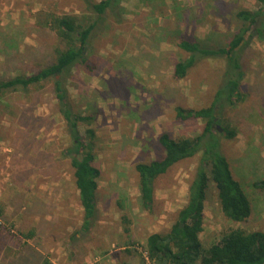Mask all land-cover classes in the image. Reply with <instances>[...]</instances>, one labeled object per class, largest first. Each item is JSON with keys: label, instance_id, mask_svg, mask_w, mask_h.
<instances>
[{"label": "rangeland", "instance_id": "rangeland-1", "mask_svg": "<svg viewBox=\"0 0 264 264\" xmlns=\"http://www.w3.org/2000/svg\"><path fill=\"white\" fill-rule=\"evenodd\" d=\"M101 1L0 0V80L29 77L53 62L60 41L45 26L49 15L86 17L90 4ZM259 8L254 0H123L118 12L107 15L88 51L94 71L79 66L63 80L75 110L92 117L89 128L96 135L101 176L98 218L90 230L83 229L75 170L65 156L72 142L58 110L54 78L28 91L2 94L0 264H151L146 240L167 233L176 221L199 156L156 181L152 211L139 203L136 165L162 158L161 134L177 138L202 132L203 121H179L176 107L209 106L225 66L223 60L206 59L176 80L175 64L189 57L178 42L205 40L219 48L236 31L237 10ZM243 57L244 100L227 110L218 126L238 131L233 140L223 137L222 148L254 211L245 223L228 221L212 190L202 234L206 246L231 229L264 231V190L254 186L264 180V41L251 43Z\"/></svg>", "mask_w": 264, "mask_h": 264}, {"label": "trees", "instance_id": "trees-1", "mask_svg": "<svg viewBox=\"0 0 264 264\" xmlns=\"http://www.w3.org/2000/svg\"><path fill=\"white\" fill-rule=\"evenodd\" d=\"M122 1L103 0L90 4L91 15L86 17L49 15L45 26L60 41L53 62L29 77L0 80L1 96L11 90L28 91L54 78L58 110L72 142L65 156L72 159L75 170V185L84 211V230H90L98 218V179L101 171L95 165L96 135L95 130L89 128L92 117L82 116L75 110L63 80L79 66L89 72L94 71L88 51L93 48L95 36L104 28L107 15L118 12ZM254 1L260 6L259 9H238L234 14L236 31L226 45L213 48L205 40L178 42V48L188 53L189 57L175 64L176 80L185 79L199 62L206 59L223 60L225 66L222 82L209 106L200 109L176 107L179 121H203L205 125L202 132L196 137L177 138L163 133L158 138L163 149L162 158L136 165L139 203L145 210L152 211L156 200V181L177 164L199 156L195 176L189 187L188 201L178 212L176 221L167 233H154L146 240L145 252L151 264H264V231L231 229L210 246H206L202 240L205 210L212 190L216 191L219 207L228 221L245 223L254 211L250 197L236 178L222 148L223 137L233 140L238 136V131L224 125L222 132L217 129L223 123L226 111L234 110L244 100L241 88L246 76L243 61L245 49L256 40L264 41V0ZM84 127L87 128L83 133ZM254 186L264 190V180ZM124 221L130 222L127 217H124ZM125 231L130 232L129 228H125ZM42 264L52 263L46 260Z\"/></svg>", "mask_w": 264, "mask_h": 264}, {"label": "water", "instance_id": "water-1", "mask_svg": "<svg viewBox=\"0 0 264 264\" xmlns=\"http://www.w3.org/2000/svg\"><path fill=\"white\" fill-rule=\"evenodd\" d=\"M217 129H218L220 132H222V131H223V128H222V127H220V126H217Z\"/></svg>", "mask_w": 264, "mask_h": 264}, {"label": "crops", "instance_id": "crops-1", "mask_svg": "<svg viewBox=\"0 0 264 264\" xmlns=\"http://www.w3.org/2000/svg\"><path fill=\"white\" fill-rule=\"evenodd\" d=\"M98 181H99V179H98ZM98 184H99V182H98ZM98 189H99V187H98Z\"/></svg>", "mask_w": 264, "mask_h": 264}]
</instances>
